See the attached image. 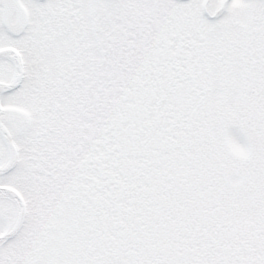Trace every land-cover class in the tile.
Listing matches in <instances>:
<instances>
[{"label": "snow or ice", "instance_id": "snow-or-ice-1", "mask_svg": "<svg viewBox=\"0 0 264 264\" xmlns=\"http://www.w3.org/2000/svg\"><path fill=\"white\" fill-rule=\"evenodd\" d=\"M0 264H264V0H0Z\"/></svg>", "mask_w": 264, "mask_h": 264}]
</instances>
